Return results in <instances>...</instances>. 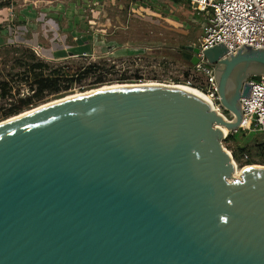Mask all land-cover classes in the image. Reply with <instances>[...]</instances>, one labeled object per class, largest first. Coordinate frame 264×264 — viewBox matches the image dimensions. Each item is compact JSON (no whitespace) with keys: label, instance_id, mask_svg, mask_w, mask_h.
Returning a JSON list of instances; mask_svg holds the SVG:
<instances>
[{"label":"water","instance_id":"1","mask_svg":"<svg viewBox=\"0 0 264 264\" xmlns=\"http://www.w3.org/2000/svg\"><path fill=\"white\" fill-rule=\"evenodd\" d=\"M183 50L197 65L200 50ZM202 54L232 117L184 89L135 84L0 125V264H264V166L233 179L222 146L264 49Z\"/></svg>","mask_w":264,"mask_h":264},{"label":"rangeland","instance_id":"2","mask_svg":"<svg viewBox=\"0 0 264 264\" xmlns=\"http://www.w3.org/2000/svg\"><path fill=\"white\" fill-rule=\"evenodd\" d=\"M47 1L53 0H0V93L5 92V98L0 97V123L17 116L6 118L19 99L32 96L34 75L46 77L53 71H59L62 78L60 93H43L40 98L33 99L29 110L18 115L56 101L55 96L64 98L106 86L159 84L182 86L198 92L205 87L203 78L191 71L180 53L185 46H197L202 31L203 20L196 17L186 3L100 0L102 7L95 9L96 4H91L78 14L81 7L65 0L63 9H59L63 16L60 26L71 28V31L63 33L65 36L59 33L56 36L50 32H58V27L47 20L49 14L56 11L51 8L52 3L47 5ZM27 6L30 9H26ZM134 9L136 13H132ZM31 12L34 17L27 14ZM66 13L71 16L65 17ZM102 24L110 26L107 31H101L106 33L105 37L89 32L101 29ZM35 40L44 49L40 53L32 47ZM34 64L44 67L33 72L31 66ZM85 70L89 74L84 75ZM72 77L76 81L71 84L68 81ZM99 80L104 86L96 88L94 84ZM239 133L236 141H225L229 133L222 141L238 175L248 166V161L255 163L252 166H262L264 154L262 134ZM240 148L244 149L242 154ZM234 155L238 157L237 161L233 159ZM234 179H240V175Z\"/></svg>","mask_w":264,"mask_h":264},{"label":"built area","instance_id":"3","mask_svg":"<svg viewBox=\"0 0 264 264\" xmlns=\"http://www.w3.org/2000/svg\"><path fill=\"white\" fill-rule=\"evenodd\" d=\"M176 1L186 3L194 15L203 20L198 45H194L200 50L197 55L199 62L191 66V71L204 80L205 87L199 91L208 97L210 106L218 115L232 117L220 106L214 71L202 52L223 45L226 49L224 57H230L244 47L253 50L264 49V0ZM73 3L76 7H81L77 11L78 14L91 5L90 0H73ZM97 7L102 5L96 6L95 9ZM132 13H136L135 9ZM34 49L38 53L42 50L40 46ZM246 84L249 86V92L246 97L240 99L243 119L240 129L264 136V76H261L259 81L248 79Z\"/></svg>","mask_w":264,"mask_h":264},{"label":"trees","instance_id":"4","mask_svg":"<svg viewBox=\"0 0 264 264\" xmlns=\"http://www.w3.org/2000/svg\"><path fill=\"white\" fill-rule=\"evenodd\" d=\"M175 4L177 3H181V2H178L176 0H172ZM42 67H44V65L42 64H34L31 66V69L32 71H37V70H40ZM84 75H87L89 74V71L88 70H85V72L83 73ZM33 83L31 85V88H32V96L28 97V98H25V99H19L16 103V106L9 111V113L7 114L6 118H10L12 116H15V115H18L19 113L23 112L24 110H29V106L32 105V101L33 99H36V98H40L43 93H51L53 95H57L60 93V86H59V83H60V80H62L61 76L59 75V71H53L51 72V74L49 76H43L41 74H36L33 76ZM74 78H70V80L68 82H70L71 84L73 82H75L76 80H73ZM96 85V88L100 87V86H104V82H102L101 80L95 82ZM4 87H6V85H4ZM65 91L68 90V88H65L64 89ZM0 97L2 99L5 98V92L4 90L1 91L0 93ZM63 97L60 96H55V99L58 100V99H61ZM245 130L243 129H239L236 133H229L227 135V137L225 138V141H229V140H237V136H239V132H244ZM246 132V131H245ZM263 152H264V144H262L261 146ZM244 152V149L243 148H240L239 149V153L242 154ZM233 159L235 161L238 160V157L236 155L233 156ZM255 163L253 162H250L248 161L247 165L248 166H252L254 165ZM262 166H264V154L262 156Z\"/></svg>","mask_w":264,"mask_h":264},{"label":"crops","instance_id":"5","mask_svg":"<svg viewBox=\"0 0 264 264\" xmlns=\"http://www.w3.org/2000/svg\"><path fill=\"white\" fill-rule=\"evenodd\" d=\"M28 1H30L31 2V0H28ZM67 1H73V0H67ZM116 3H117V0H114ZM65 2V0L63 1V0H58V1H47L46 3H48L47 5H51V3H52V6H51V8L52 9H55V11H56V13L55 14H49V18H47V20H49V23H52L55 27H58V32H50L49 30H43V32L45 31L46 33L49 31L50 33H52V35L53 34H55L56 36H58V33L59 34H67L66 32H68L67 30H70L71 31V28H62L61 26H60V22H61V20H62V18H63V16L60 14V10L59 9H63V3ZM99 2V3H98ZM92 3H95L96 4V6H97V3H98V5L100 4V0H90V4H92ZM74 4V3H73ZM80 5H82V4H80ZM112 6H114L115 5V3H113V4H111ZM95 6V7H96ZM22 7L23 6H20L19 8L20 9H22ZM30 9L29 8V6H27L26 7V9ZM48 11H49V9L47 10V12L46 13H48ZM22 13V12H21ZM28 15H30V16H33L34 17V14L31 12V13H27ZM105 14V13H104ZM71 16L69 13H66V15H65V17L66 16ZM32 17V18H33ZM93 18L94 19H96V17H94L93 16ZM109 27L110 26H107L106 24H102V28L101 29H91V30H89V32H95V33H93L92 35L93 36H100V37H105V34L106 33H103V32H101V31H107L108 29H109ZM76 27L74 26V29H75ZM111 28H112V26H111ZM94 30V31H93ZM75 31V30H74ZM97 32V33H96ZM63 34V35H64ZM82 34V33H81ZM74 35V33H71V36H73ZM65 36V35H64ZM77 36H78V34H77ZM63 38L64 37H61V40H63ZM33 42H35V43H32L33 45H32V47L34 48V47H36V46H40L41 47V49L42 50H44L43 49V47L40 45V43L37 41V40H35V41H33ZM41 50V51H42Z\"/></svg>","mask_w":264,"mask_h":264},{"label":"bare ground","instance_id":"6","mask_svg":"<svg viewBox=\"0 0 264 264\" xmlns=\"http://www.w3.org/2000/svg\"><path fill=\"white\" fill-rule=\"evenodd\" d=\"M151 85H157V84H151ZM143 86H150V85H143ZM164 86H167V85H164ZM170 86L172 87V85H170ZM126 87H134V85H132V86H131V85H113V86H106V87H104V88H102V89H110V88H126ZM175 87H177V88H181V89H184V90H186V91H189V92H192V93L196 94L197 96H199L200 98H202L203 100H205V101L210 105V101H209L208 97H206L204 94H202V93H200V92H198V91H196V90H193V89H190V88H186V87H182V86H175ZM102 89H99V90H102ZM96 91H98V90H96ZM91 92H95V91H89V92H85V93H77V94H74V95H71V96H68V97H64V98L61 99V101H63V100H67V99H71V98H74V97H78V96H81V95H83V94H88V93H91ZM57 101H58V100H56V101H52V102H48V103H46V104H44V105H41V106L35 108V109L32 110V111H35V110L40 109V108H42V107H45V106H48V105L54 104V103L57 102ZM32 111H27V112H25V113H22V114H20V115H17V116H15V117L11 118V119H8V120H6V121H4V122H1L0 125L4 124V123H6V122H9L10 120H13V119L17 118L18 116H23L24 114H27V113L32 112ZM223 132H224V135H225V136H226L227 133H228L227 130H225V129H223ZM254 167H256V166H254ZM235 170H236V169H235ZM240 174H241V172H240ZM240 174H239V175H240ZM239 175L237 174V171H235V173H234V175H233V179L236 178V177H238Z\"/></svg>","mask_w":264,"mask_h":264},{"label":"flooded vegetation","instance_id":"7","mask_svg":"<svg viewBox=\"0 0 264 264\" xmlns=\"http://www.w3.org/2000/svg\"><path fill=\"white\" fill-rule=\"evenodd\" d=\"M184 51V50H183ZM181 53V52H180Z\"/></svg>","mask_w":264,"mask_h":264}]
</instances>
